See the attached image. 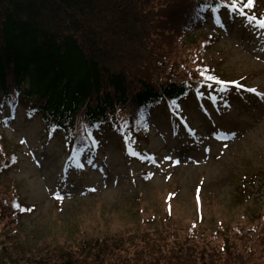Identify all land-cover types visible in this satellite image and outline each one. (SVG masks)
Instances as JSON below:
<instances>
[{
  "label": "trees",
  "instance_id": "1",
  "mask_svg": "<svg viewBox=\"0 0 264 264\" xmlns=\"http://www.w3.org/2000/svg\"><path fill=\"white\" fill-rule=\"evenodd\" d=\"M228 2L0 0V103L18 104L75 148L100 129L138 143L152 108L176 112L190 91L215 84L208 76L219 79L224 54L210 36L199 39L196 24ZM1 134L0 178L3 156H14ZM18 197L0 192V264H264V213L207 235L199 232L204 219L182 226L163 214L111 236L29 244L16 238Z\"/></svg>",
  "mask_w": 264,
  "mask_h": 264
},
{
  "label": "rangeland",
  "instance_id": "2",
  "mask_svg": "<svg viewBox=\"0 0 264 264\" xmlns=\"http://www.w3.org/2000/svg\"><path fill=\"white\" fill-rule=\"evenodd\" d=\"M256 2L264 6V0ZM204 28L196 30L199 39L215 34L219 39L215 47L225 57L217 65L219 74L224 78L247 74L245 84L256 92L227 93L209 105L207 114L195 107L192 97L187 99L192 114L183 111V118L193 130L192 138L162 108L153 110L148 139L136 149L155 160H128L119 138L103 130L98 152H89L84 160L86 168L76 169L71 161L63 172L67 167L63 140L46 136L38 116L31 118L22 107L17 109L15 119L3 128L18 161L0 178V192L17 194L18 204L26 210L17 239L33 244L37 236L43 239L39 243L58 245L67 243L65 239L111 236L132 224L143 226L151 215L162 220L167 196L171 221L190 226L196 220L192 195L196 186L202 189V217L208 225L199 228L202 235L219 223L239 221L246 226L254 213H264V29L239 17L231 21L225 11L219 25L208 21ZM3 115L7 108L0 106V118ZM219 133L227 139H220ZM5 159L8 163L9 157ZM245 182L249 184L244 193Z\"/></svg>",
  "mask_w": 264,
  "mask_h": 264
},
{
  "label": "snow or ice",
  "instance_id": "3",
  "mask_svg": "<svg viewBox=\"0 0 264 264\" xmlns=\"http://www.w3.org/2000/svg\"><path fill=\"white\" fill-rule=\"evenodd\" d=\"M251 5H252V0H246V3L244 2V0H229V2L224 4L222 7L224 10H230L232 12H240L241 15H244L243 9L251 7ZM212 11L215 12L216 9L213 8ZM251 19L253 21H257L258 29H264V19L257 20L256 17H252ZM201 75H203V73H201ZM208 79L214 81L217 84H220L222 87H224L228 83L236 84L235 81H231V82L222 81L215 76H208ZM236 86L241 87V85L239 84H236ZM247 91L256 92V89L249 88L247 89Z\"/></svg>",
  "mask_w": 264,
  "mask_h": 264
}]
</instances>
